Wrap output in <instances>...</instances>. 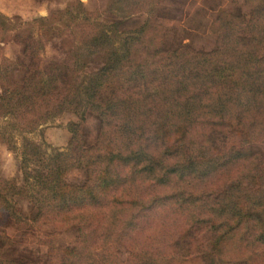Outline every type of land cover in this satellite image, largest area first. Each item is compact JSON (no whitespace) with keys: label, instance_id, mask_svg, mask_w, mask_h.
<instances>
[{"label":"trees","instance_id":"1","mask_svg":"<svg viewBox=\"0 0 264 264\" xmlns=\"http://www.w3.org/2000/svg\"><path fill=\"white\" fill-rule=\"evenodd\" d=\"M107 0L121 18L145 11L133 29L102 22L79 0L30 20L0 12V41L11 33L39 63L59 38L62 58L28 69L0 58V143L17 155L19 182L0 175V212L14 222L15 198L33 209L32 227H72L73 244L50 243L41 264H264V0L247 15L218 12L209 50L163 47L154 5ZM19 70L17 80L14 71ZM70 112L63 148L27 136ZM85 114L97 120L84 145ZM236 134L227 143L225 136ZM213 135L222 137L217 143ZM82 168L80 183L65 174ZM9 237L0 230V264ZM127 252L120 261L108 246Z\"/></svg>","mask_w":264,"mask_h":264},{"label":"rangeland","instance_id":"2","mask_svg":"<svg viewBox=\"0 0 264 264\" xmlns=\"http://www.w3.org/2000/svg\"><path fill=\"white\" fill-rule=\"evenodd\" d=\"M73 0H0V10L7 17L17 16L20 20H30L37 16H47L49 11L62 8L67 2ZM84 10L95 13L97 19L102 22L119 21L118 29L126 32L135 28L144 18L146 12L121 18L116 11L108 12L105 9L107 0H79ZM156 11L155 22L163 28V47L172 48L179 44H187L193 49L209 50L213 47L214 35L209 29V24L214 16L220 12L239 13L247 15L249 4L244 0H162L154 5ZM7 39L0 41V58H20L28 69H33L42 63L58 60L64 53V45L59 38L52 39L44 44L39 57V63H33L29 57L22 53L21 43L11 38V33H5ZM22 72L14 71V79L17 80ZM76 121L77 118L70 112H63L57 117L40 125V127L27 134L31 139L43 141L49 146L63 148L69 138L66 128L67 121ZM83 144L93 143L97 120L90 114H85L82 123ZM214 144L222 137L213 135ZM236 140V134L228 133L225 136L227 143ZM253 151L264 153V143H256L251 146ZM0 175L14 177L18 182L20 176L17 170V155L0 143ZM64 179L70 183H80L84 179L82 168H72ZM17 214L23 221L16 223L4 212H0V230L10 239L6 257L22 260L28 264H41L44 256L53 243L57 250L73 244L75 230L72 227L55 229L51 223H42L36 227L30 225L28 219L33 209L29 203L20 198L14 200ZM111 252L120 261H125L127 252L114 244L108 246ZM177 264H204L199 255H191L181 259Z\"/></svg>","mask_w":264,"mask_h":264},{"label":"crops","instance_id":"3","mask_svg":"<svg viewBox=\"0 0 264 264\" xmlns=\"http://www.w3.org/2000/svg\"><path fill=\"white\" fill-rule=\"evenodd\" d=\"M0 12H1V10H0ZM2 13V12H1ZM3 14V13H2ZM5 15V14H4Z\"/></svg>","mask_w":264,"mask_h":264}]
</instances>
